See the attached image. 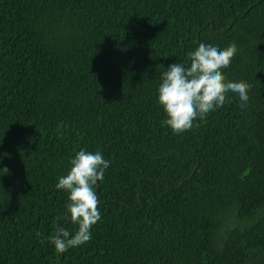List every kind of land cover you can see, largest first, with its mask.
<instances>
[{
	"label": "trees",
	"instance_id": "trees-1",
	"mask_svg": "<svg viewBox=\"0 0 264 264\" xmlns=\"http://www.w3.org/2000/svg\"><path fill=\"white\" fill-rule=\"evenodd\" d=\"M200 43L237 45L224 75L250 98L175 134L158 88ZM82 149L110 161L101 220L61 254L47 238L78 226L56 185ZM62 255L264 264V0H0V264Z\"/></svg>",
	"mask_w": 264,
	"mask_h": 264
},
{
	"label": "clouds",
	"instance_id": "clouds-1",
	"mask_svg": "<svg viewBox=\"0 0 264 264\" xmlns=\"http://www.w3.org/2000/svg\"><path fill=\"white\" fill-rule=\"evenodd\" d=\"M237 53L235 43L225 49L200 43L195 51L188 53L187 66L174 63L167 68L158 88V102L167 117L163 123L173 133L183 134L191 130L198 119H205L210 112L230 102L229 92L238 95L242 109L246 107L253 86L245 81H228L224 75ZM70 164V171L59 178L56 188L69 193L67 212L78 228L72 235L60 224L56 235L47 238L61 254L92 239L91 229L101 220L100 198L95 189L110 167V161L101 153L83 149L70 160ZM2 171L8 173L7 168Z\"/></svg>",
	"mask_w": 264,
	"mask_h": 264
},
{
	"label": "water",
	"instance_id": "water-1",
	"mask_svg": "<svg viewBox=\"0 0 264 264\" xmlns=\"http://www.w3.org/2000/svg\"><path fill=\"white\" fill-rule=\"evenodd\" d=\"M195 170H196V168L194 169V171H195ZM62 259H63V255H62L61 259H60L59 261H57L56 264H59V263L62 261Z\"/></svg>",
	"mask_w": 264,
	"mask_h": 264
}]
</instances>
